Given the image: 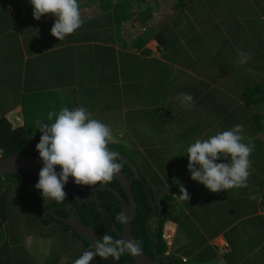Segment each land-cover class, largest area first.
Returning <instances> with one entry per match:
<instances>
[{
    "label": "crops",
    "instance_id": "obj_1",
    "mask_svg": "<svg viewBox=\"0 0 264 264\" xmlns=\"http://www.w3.org/2000/svg\"><path fill=\"white\" fill-rule=\"evenodd\" d=\"M177 2L84 0L81 27L58 41L55 17L35 20L29 0H0V123L25 131L33 118L83 106L151 187L163 233L173 234L168 264H264V119L253 115L264 102L245 95L264 85V0ZM238 51L251 53L248 63L236 62ZM181 93L194 96L193 108ZM237 124L255 146L249 187L212 193L191 179L186 149ZM180 185L188 202L176 197ZM8 186L1 179L9 227L0 264H73L90 248L21 190L3 197Z\"/></svg>",
    "mask_w": 264,
    "mask_h": 264
},
{
    "label": "clouds",
    "instance_id": "obj_2",
    "mask_svg": "<svg viewBox=\"0 0 264 264\" xmlns=\"http://www.w3.org/2000/svg\"><path fill=\"white\" fill-rule=\"evenodd\" d=\"M33 7V18L39 20L44 15L55 17L51 35L58 41L73 34L82 25L78 0H29ZM251 53L238 51L237 63L246 64ZM176 99L186 108H193L194 96L181 93ZM47 120H37L36 126L41 133L36 150L43 167L35 185L44 200L65 201V185L72 177L77 185H97L112 181L121 173L123 161L120 153L108 145L118 143L111 128L91 117L83 107L69 110L64 107L58 113L50 111ZM243 125L219 132L207 139H196L186 151L187 170L191 179L212 193L232 188H248L251 161L249 157L254 144L243 142ZM59 167L61 171L57 173ZM181 201H189L191 196L183 185L179 186ZM249 199H256L250 195ZM127 224L129 217L125 212L115 217ZM142 249L139 243L121 235L114 239L105 233L98 237L90 248L73 261V264H92L95 257L118 262L122 255L139 256Z\"/></svg>",
    "mask_w": 264,
    "mask_h": 264
},
{
    "label": "flooded vegetation",
    "instance_id": "obj_3",
    "mask_svg": "<svg viewBox=\"0 0 264 264\" xmlns=\"http://www.w3.org/2000/svg\"><path fill=\"white\" fill-rule=\"evenodd\" d=\"M108 147L111 150L118 151L120 154L125 155L121 148L111 145H108ZM121 159H123L124 165H122L121 173L116 176L121 178L124 173L128 177L129 182L123 181L122 179L123 183L120 185L118 181L113 178L112 181L108 183L86 186L77 185L74 179L69 177V181L64 187L66 193L65 201L57 202L47 200L46 210L48 213L46 214L42 213L44 202L38 191L39 213L44 216V218H50L51 220L63 224L65 227L69 226L66 225L65 222H61L58 218L80 221L86 226L94 228L99 237L108 233L116 239L119 238V236L117 235L114 225H116L118 229H122V223L117 221L115 217L117 214L122 213L121 209L127 210V212L129 211V214H133L136 201V204L139 206L137 218L133 225V234L136 240L143 247L144 251L152 257L154 255L163 254V244L159 233L161 220L159 219L160 216L157 218V214L159 213L157 212L158 209L156 208V212H154V208L150 204L149 196L145 192L143 183L147 182L145 179L141 181L139 178H136L130 165L125 162L126 160L123 157H121ZM142 177L144 176L142 175ZM122 187L125 188L126 193L123 191L124 189ZM119 194L123 195V200L120 199ZM151 216L152 218H150ZM148 220L149 223L147 226ZM153 238L156 239V243ZM159 238L160 240H157ZM150 241H152L151 249L146 246ZM120 260L122 262L127 260L132 261L127 254L122 255ZM159 260L164 262L163 259Z\"/></svg>",
    "mask_w": 264,
    "mask_h": 264
},
{
    "label": "water",
    "instance_id": "obj_4",
    "mask_svg": "<svg viewBox=\"0 0 264 264\" xmlns=\"http://www.w3.org/2000/svg\"><path fill=\"white\" fill-rule=\"evenodd\" d=\"M120 155L126 160L125 162H127L130 165V168L135 173L136 178H139L141 181H144V178L142 177V175L140 174L138 168L134 165V163L130 159H128L126 156L122 154ZM122 165H124V162ZM42 167H43V163L40 160L39 156H31V155L3 156L2 158H0V177L13 175L14 173H24L27 175H33L35 177H39V172ZM56 171L57 173H59L61 169L57 167ZM114 179L117 180L120 185L123 183L122 179L123 181L129 182L128 177L124 173L122 174L121 178H119L118 176H114ZM143 184H144L145 192L149 196L150 204L153 206L154 212H156V204L153 198V191L147 183H143ZM123 189H124L123 191L126 193L125 188ZM119 197L121 200H123L122 194H119ZM43 202H44V205L42 207V213L46 214L48 213L46 210L47 200L43 199ZM138 208L139 206L136 204V201H135V210L133 214H129V211L127 212V210L121 209L122 212H125L128 215L129 221L126 225L122 224V229H118L116 225H114V228H116L117 235L119 237L123 235L127 238H132L136 240L135 235L133 234V229H134L133 225H134V221L137 218L136 216L138 214V210H139ZM150 218H152V216ZM58 219H60L61 222H65L66 225H68L72 230H74L79 236L84 238L90 245L94 243L95 240L99 237L94 228L88 227L80 221L63 220L61 218H58ZM148 223H149V220L147 222V226H148ZM153 240L155 241V243L157 242L155 238H153ZM140 247L142 249V252L139 256L133 257L127 254L132 259V261L127 260L125 262H122L121 260H119L118 262H115L112 260L111 257H109L108 260H104L103 258H100V257L98 258L104 264H168V263L173 262L172 259L166 254L155 255L152 257L151 255L147 254L146 251H144L141 245ZM159 259H163L164 262L160 261Z\"/></svg>",
    "mask_w": 264,
    "mask_h": 264
},
{
    "label": "rangeland",
    "instance_id": "obj_5",
    "mask_svg": "<svg viewBox=\"0 0 264 264\" xmlns=\"http://www.w3.org/2000/svg\"><path fill=\"white\" fill-rule=\"evenodd\" d=\"M177 1L178 0H174L175 3H178ZM78 3H79V6L81 8L84 4V0H78ZM254 74H255V76L257 75L256 72ZM261 88L264 89V86H262ZM246 91H248V89ZM255 111H256L257 116L259 115L261 117V119L262 118L264 119V111L263 110H259V111L255 110ZM36 113H38V111ZM37 120H38V118H36V119L33 118L32 120L28 121V125H27L26 130L23 132V136H19V134H18V138H17L18 139V143H17V146H18L17 150L18 151H17V153L22 154V155L39 156V153L36 150V145L39 142L41 133L38 131V128H37L36 123H35ZM43 122L51 123L50 121L47 120V118L44 119ZM111 146L121 148L119 146H116L115 144H111ZM124 151H126V149ZM1 179L6 181L9 185L8 189L6 190V194H5V192L3 193V197L11 196L9 193H14L15 192L14 189L17 188L19 190V193L21 190V192L25 196H29L30 198L34 199V191H33V189L30 188L31 185L29 182L27 184L23 183V180H21V178H19L16 175L3 176ZM39 208H40V206H39ZM22 212L23 211H21V213ZM42 217H44V216H42ZM21 220L26 225V226L23 225L21 227H27L28 226L27 224L30 223V221H28L27 218H21ZM8 227H9L8 222L7 223H0V234H2V232L5 230L4 228H8ZM1 242H3L2 236H0V243ZM36 242H37V239L34 238L33 243H36ZM51 244L52 243L48 244V247H50ZM172 257H176L175 254L172 255Z\"/></svg>",
    "mask_w": 264,
    "mask_h": 264
},
{
    "label": "trees",
    "instance_id": "obj_6",
    "mask_svg": "<svg viewBox=\"0 0 264 264\" xmlns=\"http://www.w3.org/2000/svg\"><path fill=\"white\" fill-rule=\"evenodd\" d=\"M182 1V0H181ZM185 0H183L184 2ZM264 86V85H263ZM262 87V86H261ZM261 87H257V86H250L248 87V91H246L245 95H246V100L248 102V104L251 103L254 105H259L260 103L264 102V89H262ZM257 111H259V109H256ZM257 118L256 115V111L254 112V114ZM259 116V115H258ZM260 123H262V120H260ZM24 131L19 130V129H15L13 128L10 124H8L7 122H2L0 123V149H2V151L4 152V156H11V155H22L17 153V143H18V134L19 136H22ZM13 175L18 176L19 178H21V180H23V183L27 184L28 182L31 185V189H33L34 191V201L36 203L37 206V210L39 212V205H38V190H36L35 188V183H37L38 181V177H35L33 175H27V174H22V173H14ZM27 176V177H26ZM0 177V181H1ZM264 203V200H263ZM164 220H161V227H160V238L163 244V252H165V250L167 249V244L163 238V226H164ZM138 231V230H137ZM160 238L158 240H160ZM172 261H174L172 259ZM177 264V262H174ZM103 264V263H102Z\"/></svg>",
    "mask_w": 264,
    "mask_h": 264
},
{
    "label": "built area",
    "instance_id": "obj_7",
    "mask_svg": "<svg viewBox=\"0 0 264 264\" xmlns=\"http://www.w3.org/2000/svg\"><path fill=\"white\" fill-rule=\"evenodd\" d=\"M4 156V152L0 149V158ZM163 238L168 246L172 245L173 242V234L165 228L163 233ZM168 255V254H167Z\"/></svg>",
    "mask_w": 264,
    "mask_h": 264
}]
</instances>
